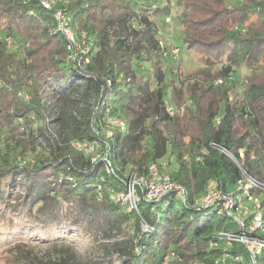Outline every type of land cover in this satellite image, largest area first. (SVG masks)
I'll return each instance as SVG.
<instances>
[{"label": "trees", "instance_id": "obj_1", "mask_svg": "<svg viewBox=\"0 0 264 264\" xmlns=\"http://www.w3.org/2000/svg\"><path fill=\"white\" fill-rule=\"evenodd\" d=\"M136 1L64 6L73 32L87 38L88 64L80 72L38 0H0V131L8 137L0 158V232L64 229L121 264H212L216 233L239 228L195 208L196 199L210 183L236 191L244 175L233 160L264 185V0H176L183 47L205 64L190 78L187 102L161 65L167 53L154 19L170 15L168 0L164 7L156 6L162 0ZM14 35L20 52L8 50ZM221 60L212 72L209 64ZM144 65L152 71L148 77ZM241 69L249 74L238 92L233 75ZM45 90L53 107L44 105ZM49 107L57 109L50 122ZM113 119L124 129L113 128L109 137ZM88 145L101 152L94 162L84 152ZM164 159L170 181L186 192L184 201L174 194L151 203L141 198L133 212L109 199L124 190L126 171L146 176ZM21 182L23 196L14 199ZM24 248L14 245L13 264H79L69 247L57 250L56 260Z\"/></svg>", "mask_w": 264, "mask_h": 264}, {"label": "built area", "instance_id": "obj_2", "mask_svg": "<svg viewBox=\"0 0 264 264\" xmlns=\"http://www.w3.org/2000/svg\"><path fill=\"white\" fill-rule=\"evenodd\" d=\"M38 2L44 11L52 13L55 31L62 35L66 43L67 59L80 72H85L88 64V59L85 57L88 52L85 34L78 36L73 32L71 17L66 12L62 0H38ZM8 40L7 45H9ZM177 53V50L170 52L172 57ZM166 111L170 115L173 113V109L169 106ZM113 128L123 130L124 123L111 120L107 126V136H111ZM104 160L107 172H112L109 163L105 158ZM156 170L159 171L158 166L152 165L146 176L129 173L126 176L124 190L110 194L109 199L133 212H137L141 198L144 202L151 203L168 194H174L177 199L184 201L186 198L184 188L172 183L167 175L158 180ZM250 189L259 191L261 195L256 197ZM194 207L210 211L216 218H229L239 228L238 233L229 231L216 233V240L211 248L218 254L212 264H264V185L246 175L244 180L237 183L236 191L224 192L214 183H210L196 199ZM141 230L143 233L150 232L144 223H141ZM163 264H168V261Z\"/></svg>", "mask_w": 264, "mask_h": 264}, {"label": "rangeland", "instance_id": "obj_3", "mask_svg": "<svg viewBox=\"0 0 264 264\" xmlns=\"http://www.w3.org/2000/svg\"><path fill=\"white\" fill-rule=\"evenodd\" d=\"M69 0H62L63 5L65 6ZM140 3L147 2V0H137ZM136 1V2H137ZM170 8V15H159L156 19H154V24L158 33V38L162 42V46L164 47V51H166L167 56L162 58V70L165 74L166 81H172L171 87L174 90H181L180 94L182 96V101L187 102L188 88L190 86V78L194 76V74L201 70L204 67V62L199 58L196 53L187 52L183 47V30L181 23L179 21L180 8L177 5L176 0H168L167 1ZM135 4V3H134ZM165 1L162 0L156 6L164 7ZM136 6V5H134ZM3 39V36L0 37ZM11 40V39H9ZM8 40L9 45H7L9 52H20L22 48V42L19 41L16 35L13 36V40L11 42ZM172 50H177V55L172 57L170 52ZM225 64L224 60L219 61L216 64H209L212 72L218 71ZM143 70H145V75L148 77L152 73L150 67L148 65L143 66ZM68 73V72H67ZM248 70L241 69L236 71L233 75V80L236 83L237 91H242V85L248 76ZM215 84H218L215 82ZM43 96V102L45 106H52L54 103L52 102L51 93L45 90ZM167 105L173 109L174 106L171 105V101L169 99L170 93L167 92ZM183 105V103H182ZM92 106V102H90V108ZM52 107L46 111L44 115L47 117V121L50 122L52 118H55L57 109L55 108L52 111ZM92 109V108H91ZM52 117V118H50ZM50 118V119H49ZM46 120V119H45ZM118 121L117 119H113ZM122 122V121H121ZM106 131V130H105ZM7 134L6 130L0 131V158L6 152V144H7ZM84 149L86 154L91 153V160L94 162L101 152L98 149H94V146L88 145ZM15 158L17 157V153L15 154ZM40 153L29 154L26 159L25 164H31L36 156H39ZM45 156V155H42ZM40 156V157H42ZM104 160V158H103ZM18 161V159H17ZM19 162V161H18ZM160 166L161 169L157 171L158 180L163 176H166L165 167L167 165L166 159L161 160L156 164ZM176 169L174 164L171 165L170 170L173 171ZM128 171L124 173L127 176ZM23 196V184L17 183L15 190L13 191V198H17ZM55 244L48 241L49 239H54ZM23 244L25 246L24 250H32L35 255L42 259L51 258L56 260L58 257V251L65 248H70V250L74 253L75 259L79 264H121L118 260L117 256H108L105 257L103 254L94 248L92 245L88 243L87 237L66 232L64 229H57L55 231H48L47 233L41 232L37 227L32 226H23L18 229H14L12 232H0V264H13V256L12 250L15 244ZM56 246V247H55Z\"/></svg>", "mask_w": 264, "mask_h": 264}, {"label": "water", "instance_id": "obj_4", "mask_svg": "<svg viewBox=\"0 0 264 264\" xmlns=\"http://www.w3.org/2000/svg\"><path fill=\"white\" fill-rule=\"evenodd\" d=\"M233 162H234L235 165L240 169V171L243 173V175H246V173L243 171L242 164L236 162L235 160H233ZM246 176H247V175H246Z\"/></svg>", "mask_w": 264, "mask_h": 264}]
</instances>
